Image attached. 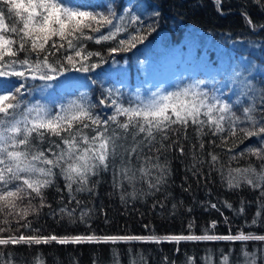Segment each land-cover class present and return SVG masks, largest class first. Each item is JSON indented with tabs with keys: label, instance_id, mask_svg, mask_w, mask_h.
Returning a JSON list of instances; mask_svg holds the SVG:
<instances>
[{
	"label": "snow or ice",
	"instance_id": "6c2138e0",
	"mask_svg": "<svg viewBox=\"0 0 264 264\" xmlns=\"http://www.w3.org/2000/svg\"><path fill=\"white\" fill-rule=\"evenodd\" d=\"M222 3L214 0L224 15ZM250 7L264 17V0H243L241 11L251 31H264V22L252 19ZM159 15L134 5L117 12L113 3L96 0H0V264H17L8 250L17 245L124 243L129 245L128 264H147L143 251L131 247L134 242L178 246L217 241L241 242L239 256L232 260L235 250L221 249L217 260L207 249L203 264H264V234L244 231L264 227V86H255L251 66L235 69L227 79L213 75L177 83L171 90L136 87L128 92L126 85L124 90L105 87L89 76L91 84L101 86L95 100L88 91H79L87 84L69 79L73 73L94 72L109 57L118 64L116 55L132 53L156 31L153 18ZM89 44L109 45L108 55ZM253 138L254 143L245 144ZM177 153L189 159L181 185L185 192L191 191L189 180L199 185L213 175L228 191L257 192L255 201L247 202L256 204L251 221L233 233L225 216L227 234L214 231L216 220L201 234L194 230L195 220L189 221L187 234L168 235L91 231L61 237L33 227L47 208L58 222L91 229L95 209L88 205L104 174L111 176L123 204L158 193L166 200ZM51 189L59 197L55 208L48 199ZM222 203L237 216L244 214L245 201L239 209ZM157 205L165 207L159 198L152 207ZM208 208L224 215L218 203L208 202ZM247 242L257 245L250 251ZM113 253L112 264H121L119 253ZM34 264H44L43 257H34ZM164 264L176 261L164 257ZM185 264L196 261L186 256Z\"/></svg>",
	"mask_w": 264,
	"mask_h": 264
},
{
	"label": "trees",
	"instance_id": "16d2710c",
	"mask_svg": "<svg viewBox=\"0 0 264 264\" xmlns=\"http://www.w3.org/2000/svg\"><path fill=\"white\" fill-rule=\"evenodd\" d=\"M96 2H111L116 7L117 12H120L126 6L134 5L138 11H146L147 13L158 11L160 15L153 18L157 22L156 31L148 37L144 44L138 45L137 49L132 53H121L114 57L119 62L118 64L113 65L111 63L113 57H109L108 64L102 65V67L97 68L90 74L73 73L69 76V79L80 80L87 84V88H80L79 91H88L93 100L100 94L101 86L100 84H91L88 79L89 76L91 79L103 81L105 87L114 85L124 90V85L111 75L110 70L112 68L124 63L133 67L135 58H142V47L146 48V45L155 43L158 37H161L162 42L165 38L178 42L181 38L186 37L188 29L190 31L192 29L200 30L205 37H210L209 39L212 41L228 47L226 49H230L240 59H248L247 67H237L243 70L251 66L250 75L255 86L257 88L264 86V31L253 32L249 29L241 16L243 0H223L224 15L219 14L216 10L214 0H96ZM249 11L255 22H264V17L261 16L255 7H250ZM178 33L180 36H178ZM160 34L164 35L165 38ZM232 42H242V48L231 47ZM89 47L93 51L100 50L104 52L105 56L108 55L106 49L109 45L107 44H89ZM228 67H232V65H228ZM230 71H234V69L223 74L225 79L231 74ZM180 83L187 82L180 81ZM175 85L166 89L171 90ZM143 86L142 82L135 83L132 87H127L126 90L134 92L136 87L144 89ZM254 140L255 138L246 141L245 144H252ZM241 147H244V145H241ZM186 163H189L187 157L181 158L178 153L175 154V158L172 161V183L167 188V192L170 195L166 200L164 194L158 193L156 197L149 196L136 202L130 201L128 204H123L119 198V192H114L111 186V176L104 174L97 190L98 195L93 197L88 205V207L95 209L91 220V229L86 228L81 223L68 224L67 222H58V218L54 219L47 214L49 212L47 208L44 209L45 214L39 217L33 227L41 228L43 235L56 234L61 237L85 234L91 231H94L97 235H148L153 231L158 235H168L187 234L189 221L195 220L194 230L197 234H201V230L210 221L216 220L218 224L214 231L219 234H227L229 225L224 223L225 216L228 217L232 225L233 233L238 230L239 226L244 224L245 220L251 221L256 211V204H248L247 202L255 201L258 196L257 192L248 188L228 191L221 186L219 178L215 175L210 177L206 183L201 181L199 185L189 180L192 185L191 191L185 192L181 185L185 183L184 177L186 173L184 165ZM62 183L60 181L61 186ZM209 192L211 195H209ZM157 198L165 204L163 209L159 205L155 209L152 207ZM48 199L52 203L53 208L57 207L59 197L54 189L49 190ZM242 200L246 203L244 204V214L241 216H237L234 211L224 207L222 203L223 201H228L233 205L234 209H239ZM208 202L218 203L224 215L222 216L220 212L211 208L206 211ZM174 203L177 204L175 210L172 209V204ZM189 208L191 209L190 212L188 211ZM173 211L175 212L174 215L172 214ZM106 219L107 223L105 222ZM144 225L149 227L145 228ZM244 231H255L258 234H264V227L254 226L245 228ZM247 243L250 251L257 245V242ZM128 247L129 245L124 243L115 245L111 243L60 245L52 242L47 245H33L31 248L26 245L9 246L8 250L15 253L17 264H34V257L38 254L43 257L44 264H94V261L96 264H112L113 249H115L120 255L121 264H128ZM131 247L143 251L147 264H164V257L176 261V264H185L186 256L193 257L196 264H203L202 257L206 255L207 249L213 250L216 259L219 258L221 249L225 252L230 248L234 249V255L230 259L235 260L240 254L241 242H235L234 244L226 241L181 242L178 246L175 243L168 242L161 244L134 242ZM177 247L180 249L178 253L175 251Z\"/></svg>",
	"mask_w": 264,
	"mask_h": 264
},
{
	"label": "rangeland",
	"instance_id": "374dc122",
	"mask_svg": "<svg viewBox=\"0 0 264 264\" xmlns=\"http://www.w3.org/2000/svg\"><path fill=\"white\" fill-rule=\"evenodd\" d=\"M192 31L188 29L187 33H193L192 35L189 34V36L194 37L193 39H190L192 37H184L178 42H171L169 38L167 40L165 38L163 42H158L159 40H157L155 43L146 45V48L142 47V58H135L134 69L124 63L112 68L110 70L111 75L116 77L118 81H123L124 86L132 87L133 84L142 82L144 89L151 88L155 90L157 87L166 89L169 86L180 83V81L191 82L195 79H203V77L204 79H210L213 75L219 78L228 70H235L239 66H248V59H240L230 49L227 50L226 48L228 47L210 39H204V35L200 34V30L199 32L196 30ZM160 35L163 36L162 34ZM196 36L205 41L202 46H200L202 41L195 38ZM160 38L158 37V39ZM241 45L232 42L231 47L240 49L242 48ZM153 51L154 56L150 57ZM139 61L144 63L141 64ZM228 65H232V67H228Z\"/></svg>",
	"mask_w": 264,
	"mask_h": 264
},
{
	"label": "bare ground",
	"instance_id": "6f19581e",
	"mask_svg": "<svg viewBox=\"0 0 264 264\" xmlns=\"http://www.w3.org/2000/svg\"><path fill=\"white\" fill-rule=\"evenodd\" d=\"M195 30H197V29H195ZM163 31H165V30H163ZM191 31H192V30H191ZM193 31H194V30H193ZM193 31H192V32H193ZM197 31L199 32V30H197ZM161 33H163V32H161ZM165 33H166V32H165ZM165 33H164V34H165ZM170 33L172 34V32H170ZM194 33H196V32H194ZM189 34H191V32H190ZM189 34H187V35H189ZM192 34H193V33H192ZM192 34H191V35H192ZM196 34H197V33H196ZM200 34L203 35L202 32H200ZM158 35H159V34H158ZM158 35H157V36H158ZM167 35H168V33H167ZM169 35H170V34H169ZM176 35H177V34H176ZM187 35H186V37H187ZM191 35L188 36V38L192 37ZM178 36H180L179 33H178ZM184 36H185V35H184ZM167 37H169V36H167ZM163 38H165L164 35H163ZM179 38H180V37H179ZM193 38H194V37H192V38H190V39H193ZM195 38H197V36H196ZM205 38L209 40L210 37L207 38V37H205V35H204V39H205ZM171 39H172V37H171ZM183 39H184V37H183ZM197 39H199V38H197ZM158 40H159L158 42H160L162 39L160 38V39H158ZM166 40H167V38H166ZM166 40H165V42H166ZM172 40H173V39H172ZM172 40H171V42H172ZM199 40L202 41V44L200 45V46H202V45H203V42H205V41H204V40H201V38H200ZM210 40H211V39H210ZM197 41H198V40H197ZM156 42H157V41H156ZM161 42H162V41H161ZM182 42H183V41H182ZM242 42H243V41H242ZM242 42H240V43H242ZM240 43H239V44H240ZM156 44H157V43H156ZM156 44H155V45H156ZM161 44H162V43H161ZM245 44L247 45V43H245ZM159 45H160V44H159ZM235 45H236V44H235ZM242 45H243V43H242ZM242 45H241V46H242ZM244 46H245V45H244ZM142 50H143V48H142ZM142 50H141V51H142ZM160 50H161V48H160ZM138 52H139V51H138ZM158 52H159V51H158ZM158 52H157V53H158ZM168 52H169V51H168ZM211 53H212V51H211ZM153 54H154V51H153V53H152V56H150V57H153V56H154ZM213 54H214V53H213ZM155 55H156V54H155ZM157 55H158V54H157ZM160 55H161V54H160ZM161 56H162V55H161ZM235 56H236V55H235ZM241 57H242V56H241ZM244 58H245V57H244ZM153 59H154V58H153ZM160 59H161V57H160ZM235 59H236V58H235ZM160 63H161V62H160ZM229 69H230V68H229ZM198 71H199V70H198ZM228 71H229V70H228ZM230 72H232V71H230ZM230 72H229V73H230ZM202 74H203V73H202ZM204 74H205V73H204ZM200 77H201V76H200ZM203 79H204V77H203ZM208 79H209V78H208ZM217 253H218V251H217ZM219 253H220V252H219ZM219 255H220V254H219ZM214 256H215V254H214ZM217 256H218V255H217ZM215 257H216V256H215ZM218 259H219V258H218ZM218 259H217V260H218Z\"/></svg>",
	"mask_w": 264,
	"mask_h": 264
}]
</instances>
